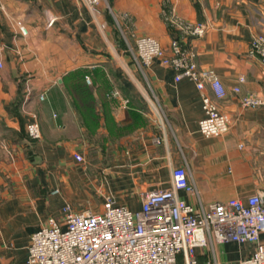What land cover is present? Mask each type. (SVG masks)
<instances>
[{"label": "crops", "instance_id": "crops-1", "mask_svg": "<svg viewBox=\"0 0 264 264\" xmlns=\"http://www.w3.org/2000/svg\"><path fill=\"white\" fill-rule=\"evenodd\" d=\"M108 5L0 0V264H27L31 234L60 216L65 204L81 211L99 202L100 209L111 196L136 209L141 192L170 184L174 166L185 167L193 191L179 196L195 207L264 193V105L240 101L264 94V66L248 54L252 36L264 33V0ZM164 5L207 26L186 42L198 69H212L225 86L223 98L204 90L230 117L219 136L198 131L201 97L191 80L175 81L174 71L158 61L140 68L118 44L114 20L127 36H152L168 51L175 32L163 20ZM97 68L99 80L89 77L85 91L70 93L67 78L79 70L95 76ZM33 118L41 137L30 141L25 125ZM259 242L264 246V233ZM253 249V243L213 242L197 248L196 259L227 264Z\"/></svg>", "mask_w": 264, "mask_h": 264}, {"label": "built area", "instance_id": "built-area-1", "mask_svg": "<svg viewBox=\"0 0 264 264\" xmlns=\"http://www.w3.org/2000/svg\"><path fill=\"white\" fill-rule=\"evenodd\" d=\"M85 1L92 7L104 1L109 7L108 0ZM122 16L129 21L127 14ZM162 17L175 32L168 51L152 36L131 33L133 58L140 68L158 61L174 71L175 81L191 80L200 92L203 112L197 129L205 137L219 136L228 130L230 117L204 90L207 86L214 97L223 98L225 86L212 69H198L196 53L186 42L188 37L203 36L207 26L183 19L168 5H164ZM20 31L26 30L20 27ZM248 54L264 66V33L252 36ZM239 90V86L233 87L234 92ZM240 101L244 107L264 105V94L249 93ZM25 130L32 139L41 137L35 118L26 123ZM73 158L83 160L79 153H73ZM182 189L193 191L185 167L174 166L170 184L141 192L136 209L116 203L111 196L104 198L100 211H74L65 204L60 216L48 217L31 234L27 264H179L180 257L181 264H200L197 248L227 241L254 244L248 257L227 264H264V246L259 242L264 233V193H254L246 200L235 197L213 201L204 208L181 198Z\"/></svg>", "mask_w": 264, "mask_h": 264}, {"label": "trees", "instance_id": "trees-1", "mask_svg": "<svg viewBox=\"0 0 264 264\" xmlns=\"http://www.w3.org/2000/svg\"><path fill=\"white\" fill-rule=\"evenodd\" d=\"M116 32V35L117 34V31L115 30ZM117 41H118V44L120 47L124 48V43L122 42V39L119 37V35L117 36ZM95 76L93 74V76L87 71V70H79L77 71L74 75H72L69 79L67 78V88L69 89L70 93L71 94H74V92L76 91H85V87L89 86L85 83L86 81V75L88 77H90V79L92 80V82H96V79H100V69L97 68L95 69ZM92 83V84H94ZM101 87L103 88H107V83L104 81V80H101ZM106 90V89H105ZM109 91V90H108ZM108 91H106L108 93ZM109 95V93H108ZM104 96L106 97L107 95H105V92H104ZM27 135V133H26ZM27 137L29 138L30 141H34L35 139H32L30 138L28 135Z\"/></svg>", "mask_w": 264, "mask_h": 264}, {"label": "rangeland", "instance_id": "rangeland-1", "mask_svg": "<svg viewBox=\"0 0 264 264\" xmlns=\"http://www.w3.org/2000/svg\"><path fill=\"white\" fill-rule=\"evenodd\" d=\"M113 27L114 30L117 31V34L119 35V37L122 39V42L124 43V48L123 50H126V53H130L132 55L133 51H134V39L132 36H127L126 34L124 36H122L121 31H123V29L120 28L119 25H115V20L113 21ZM125 33V32H124ZM116 35V32H115ZM116 35V37L118 36ZM92 210L93 211H100L99 209V202L94 203L92 206Z\"/></svg>", "mask_w": 264, "mask_h": 264}]
</instances>
